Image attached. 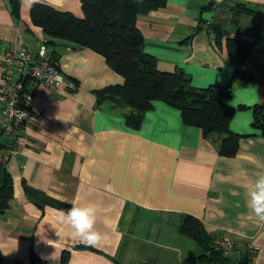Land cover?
<instances>
[{
    "label": "crops",
    "instance_id": "1",
    "mask_svg": "<svg viewBox=\"0 0 264 264\" xmlns=\"http://www.w3.org/2000/svg\"><path fill=\"white\" fill-rule=\"evenodd\" d=\"M34 3L83 15L81 0H21L16 19L8 0H0V81L17 30L33 54L36 38L45 39L30 19ZM136 25L158 68L182 69L198 88L232 76L229 39L253 41L241 66L252 78L235 80L226 99L234 108L230 128L241 134L237 152L219 154L199 127L184 124L180 110L160 100L140 126H128L95 95L122 83V75L89 47L57 44L65 80L37 87L23 141L5 162L13 195L0 214V264H29L31 252L47 264H199L200 245L179 229L186 214L212 235L250 243L253 264H264V223L248 194L264 172V127L253 123L254 107L264 105V0H166ZM216 25L225 31L219 42ZM73 205L96 207L95 229L106 239L88 245L73 237L58 220Z\"/></svg>",
    "mask_w": 264,
    "mask_h": 264
},
{
    "label": "trees",
    "instance_id": "2",
    "mask_svg": "<svg viewBox=\"0 0 264 264\" xmlns=\"http://www.w3.org/2000/svg\"><path fill=\"white\" fill-rule=\"evenodd\" d=\"M165 2L81 0V17L43 3H34L30 8V19L42 29L53 61L59 58L57 44L63 48L89 47L103 55L107 64L122 75V83L96 89L95 95L98 104L121 113L128 126H140L145 112L152 108L154 101H164L180 110L184 124L199 127L202 135L215 144L219 154L232 156L237 152L241 134L230 128L234 108L226 99L232 95L235 80L246 82L252 78L241 66L253 41L228 40V60L234 66V71L226 84L195 87L189 74L182 69H159L156 57L143 48V38L136 21L140 15L162 7ZM8 3L13 17L17 19L21 0H8ZM213 31L219 42L225 31L218 25L214 26ZM253 123L264 127V105L254 107ZM12 195V177L4 163L0 168V214L7 208ZM179 229L200 245L202 253L197 257L199 264H229L233 261L253 264L255 249L249 243L239 244L235 255L226 257L212 246L213 238L219 235L207 232L203 222L193 215L186 214ZM29 264H47V261L31 252Z\"/></svg>",
    "mask_w": 264,
    "mask_h": 264
},
{
    "label": "built area",
    "instance_id": "3",
    "mask_svg": "<svg viewBox=\"0 0 264 264\" xmlns=\"http://www.w3.org/2000/svg\"><path fill=\"white\" fill-rule=\"evenodd\" d=\"M212 5L221 4L224 0H211ZM206 25L210 22L206 21ZM37 51H29L27 43L21 38L17 30L16 37L5 48L1 60L0 81V168L9 155L18 151V144L23 141L21 134L26 121L31 117L32 105L36 89L39 85L54 88L56 84L65 80L58 61H53L47 51L43 37H37ZM70 89L76 88L73 81H68ZM6 147L8 152H3ZM212 246L232 258L236 253L234 240L228 237H215ZM253 249V245L249 243ZM229 264H237L235 261Z\"/></svg>",
    "mask_w": 264,
    "mask_h": 264
},
{
    "label": "clouds",
    "instance_id": "4",
    "mask_svg": "<svg viewBox=\"0 0 264 264\" xmlns=\"http://www.w3.org/2000/svg\"><path fill=\"white\" fill-rule=\"evenodd\" d=\"M34 0H29V3ZM249 207L258 220L264 223V172L258 174L255 182L249 189ZM97 219V209L95 206L78 207L73 205L66 212L61 210L58 220L61 224L67 225L72 229L74 238L81 243L96 245L106 236L95 229Z\"/></svg>",
    "mask_w": 264,
    "mask_h": 264
}]
</instances>
